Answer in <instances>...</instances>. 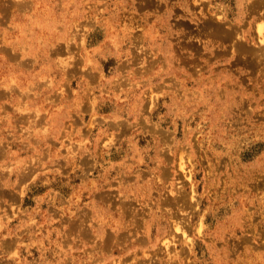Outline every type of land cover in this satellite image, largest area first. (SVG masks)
<instances>
[{"label":"rangeland","instance_id":"1","mask_svg":"<svg viewBox=\"0 0 264 264\" xmlns=\"http://www.w3.org/2000/svg\"><path fill=\"white\" fill-rule=\"evenodd\" d=\"M263 36L264 0H0V264H264Z\"/></svg>","mask_w":264,"mask_h":264},{"label":"bare ground","instance_id":"2","mask_svg":"<svg viewBox=\"0 0 264 264\" xmlns=\"http://www.w3.org/2000/svg\"><path fill=\"white\" fill-rule=\"evenodd\" d=\"M195 5H196V4H195ZM256 8H257V7H256ZM256 8H255V9H256ZM252 9H253V10H251V11H255L254 7H253ZM190 15H191V14H190ZM191 17H193V16H191ZM220 17H221V16H220ZM206 20H207V19H206ZM206 20H205V21H206ZM208 20L210 21V19H208ZM212 20H213V19H212ZM212 20H211L210 22H213V21H214V20H213V21H212ZM203 21H204V20H203ZM206 22H207V21H206ZM210 22H209V23H210ZM201 24H202V23H201ZM205 24H206V23H205ZM216 24H217V23H216ZM181 25H182V23H181ZM196 26H197V25H196ZM201 26H202V25H201ZM203 26H204V25H203ZM214 26H216V25H214ZM217 26H218V24H217ZM217 26H216L215 28H217ZM219 26H220V25H219ZM210 27H211V26H210ZM210 27H209V24L207 23V25H205L204 28L202 27V30L204 29V31H205V28L210 29ZM197 28H198V27H197ZM199 28H200V26H199ZM189 29H190V28H189ZM220 29H221V27H220ZM220 29H219V30H220ZM200 30H201V28H200ZM200 30H199V31H200ZM202 30H201V32H202ZM211 30H212V31L214 30L213 27H212ZM222 30H223V29H221L220 31L214 30L213 32L216 31V32H219V33H220ZM212 31H211V32H212ZM224 31H225V30H224ZM206 32H207V31H206ZM211 32H209L208 34H210ZM213 32H212V33H213ZM222 32H223V31H222ZM229 32H230V31H229ZM234 32H236V31H234ZM198 33H199V32H198ZM258 33L261 34L260 29L258 30ZM189 34H190V33H189ZM205 34H206V33H205ZM214 34H215V35H214ZM216 34L218 35V33H213V34H211V35L216 36ZM225 34H226V33L224 32L223 35H225ZM235 34H236V33H235ZM228 35H229V34H228ZM219 36H221V34H220ZM225 36H226V35H225ZM228 37H229V36H228ZM258 37H259V36H258ZM260 37L262 38V36H260ZM263 37H264V36H263ZM223 39H224V38H223ZM258 39H260V38H258ZM263 39H264V38H263ZM263 39H262V40H263ZM262 43H263V42H262ZM242 44H243V43H242ZM236 46H239V45H236ZM234 47H235V46H234ZM243 48H244V47H243ZM235 49H240V48H239V47H238V48L236 47ZM263 49H264V47H262V50H263ZM259 50H261V49H259ZM262 50L260 51V53L262 52ZM238 51H239V50H238ZM258 53H259V52H258ZM258 53H257V54H258ZM257 54H256V55H257ZM262 54H263V56H264V52H263ZM258 55H259V54H258ZM258 55H257V56H258ZM257 56H255V57H257ZM260 56H261V55H260ZM252 57H253V56H252ZM255 57H254V58H255ZM258 58H259V57H258ZM258 62H259V61H258ZM256 63H257V62H256ZM260 63H261V62H260ZM260 63H259V64H260ZM180 156H182V155H180ZM180 159H181V158H180ZM181 160H182V159H181ZM181 160H180V161H181ZM179 164H181V165H178V166H179V167L181 166V167H182L181 170H183L184 165L182 164V162L179 163ZM182 165H183V166H182ZM181 167H180V168H181ZM184 170H186V169H184ZM184 170H183V171H184ZM189 171H190V170H189ZM157 181H158V180H157ZM192 190H193V189H192ZM175 193H176V192H175ZM177 193H178V192H177ZM133 194H134V193H133ZM127 195H128V194H127ZM191 196H192V195H191ZM192 197H194V196H192ZM174 199H176L175 196H174ZM174 199H173V200H174ZM175 202H176V201H175ZM162 203H163V202H162ZM164 203H166V202H164ZM197 204H198V203H197ZM173 226H174V225H173ZM176 227H178L179 230H180V228H181V226H175V228H176ZM179 227H180V228H179ZM182 227H183V226H182ZM181 229H182V228H181ZM183 230H184V229H183ZM197 231H198V229H197ZM160 238H161V237H160ZM160 238H159V239H160ZM161 240H162V239H161ZM161 240H160V241H161ZM165 240H166V239H165ZM165 240H162V241H164V242L167 244V242H166ZM162 243H163V242H162ZM162 243H160V245H161ZM163 244H164V243H163ZM166 244H165V245H166ZM174 244H175V243H174ZM165 245H164V246H165ZM167 247H169V246L166 245V248H167ZM153 252H155V251H153ZM154 254H156V253H153V255H154ZM176 254H178V253H176ZM176 254H175V256H176ZM153 257H155V256H153ZM153 257H152V258H153ZM172 258H174V257H172ZM119 263H121V262H119ZM116 264H117V263H116Z\"/></svg>","mask_w":264,"mask_h":264}]
</instances>
